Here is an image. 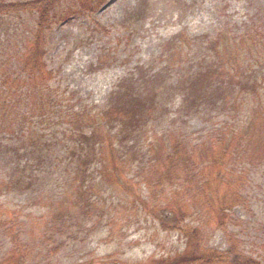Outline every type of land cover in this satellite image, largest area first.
I'll return each instance as SVG.
<instances>
[{
    "label": "rangeland",
    "instance_id": "1",
    "mask_svg": "<svg viewBox=\"0 0 264 264\" xmlns=\"http://www.w3.org/2000/svg\"><path fill=\"white\" fill-rule=\"evenodd\" d=\"M136 9L141 13L139 20L132 22L125 30L121 23L126 13ZM30 17H22L23 30L29 27ZM96 22L107 28L108 32L93 33L91 25ZM257 27H264V0H105L90 17L78 15L68 22L55 24L48 34L44 64L50 72V81L61 93L64 111L67 110L68 97L74 109L98 107L97 114H100L109 93L121 80H136L137 70L159 75L164 81V91L160 94L161 98H156L152 104L150 101L153 98H147L144 111L153 110L149 119L144 120L143 123L147 124L142 125L141 129L144 130L140 135L148 137L153 134V138L167 135L160 143V149L169 144L172 131L187 139L188 146H194L209 132L213 136L219 132L221 138L229 136V139L214 142V158L222 152L221 159L224 160L217 161L212 168L215 171L222 163L226 168H231L233 178L227 180L223 176V183L234 188L243 205L235 204L221 229L216 228L218 215L215 214L214 205L209 208L211 216L202 213L192 222L199 221L207 231L210 226L215 233L207 236L206 243L220 250L227 245L222 229H227L231 234L242 229L239 236L247 246L250 243L256 245L254 256L260 258L263 252L261 244H264V50L251 46L258 42L246 39L248 36H258ZM16 28L20 32L21 27L17 22L0 17V33L12 34ZM5 35L1 37L8 38L9 35ZM177 43L176 52L186 62L190 60L189 65L184 64L183 68L177 65L169 67L168 62L159 58L164 55L167 46ZM207 58L211 59L208 65H214L208 67L206 75L214 74V77L202 84L196 81L191 85L193 73L199 75L203 72L201 68L205 60H209ZM243 70L246 73H241ZM232 75L245 88L233 85L229 79ZM218 83L224 91L221 95L215 93L216 102L211 101L206 107V103L197 100L196 92L204 89L205 93L217 87ZM227 88L232 90L228 91ZM178 90L189 91V95L195 93V98H186ZM223 98L229 100L225 107L222 106ZM109 99L116 104L120 101V98ZM33 117L35 119L31 120L30 128L41 135L39 141L44 140L43 136L49 138L59 128L51 121L42 127L38 118ZM10 120L3 124L0 118L1 143L6 142L5 138L12 131V122L19 121ZM231 120L237 123L236 127L230 126ZM227 122L229 127L224 128ZM134 131H138L136 127ZM243 132H246V139L239 144L225 146V143L236 142L233 134L241 136ZM36 138L34 134L33 139ZM53 141L58 142L59 139ZM116 141L117 138L115 145L109 146L104 154L108 163L100 166L107 176H104L105 184L100 187L99 201L104 208L103 214L92 223L93 227L96 226L89 230L75 228L65 232L62 240L58 241V249L50 250L43 245L27 255V264H159L160 258L173 257L181 251L184 239L177 232H168L156 220L135 215L131 204L125 203L134 192L133 184L136 183L135 178L127 179L138 173L147 180L148 167H144L136 155L123 160L118 158L125 143L118 145ZM127 143L132 146L135 141L129 140ZM21 144L18 139L13 142L15 147ZM228 150L229 156L226 153ZM103 152L100 151L99 155ZM111 154L116 157L115 161L109 158ZM163 154L156 150L157 156ZM252 156L259 158V161L256 162ZM145 161L152 164L151 159ZM0 163L3 164L4 160L0 159ZM123 163L129 165L124 169ZM16 169L6 170L15 176ZM34 176L38 184L33 192H11L0 196V223L2 219L12 221L16 217L22 219L27 216L29 226L26 234L37 238L43 224L42 215L47 209L44 205L61 198L67 200L72 192L69 188L67 196V174L61 173L57 166L48 161L42 160L41 169L34 172ZM207 176L213 179V173L208 172ZM233 181L239 184L233 186ZM142 193L145 191L142 190ZM146 194L149 195V192ZM155 194L158 199L162 198L160 190L157 189ZM36 196L40 200L34 199ZM112 196L114 201L110 202ZM198 196L196 194V201ZM217 196L213 194V203L220 202ZM77 217L74 208L69 221ZM251 237L256 239L253 241ZM3 245H7V239L4 230L0 229V255L4 250Z\"/></svg>",
    "mask_w": 264,
    "mask_h": 264
},
{
    "label": "trees",
    "instance_id": "2",
    "mask_svg": "<svg viewBox=\"0 0 264 264\" xmlns=\"http://www.w3.org/2000/svg\"><path fill=\"white\" fill-rule=\"evenodd\" d=\"M104 1L0 0V17L9 21L13 20L21 27L20 32L16 28L14 33L8 34L9 36L0 33V118L3 124L11 121V118L19 120L17 123L12 122L14 126L5 138L6 142H0V159L4 160L3 164L0 163L2 165L0 166L2 185L0 196L11 192H33L38 184L34 172L41 169L42 160L57 166L61 173L67 174V196L69 188L72 192L67 200L61 198L44 205L47 209L42 215L43 224L39 228L40 233L37 238L28 237L26 234L29 226L27 216L22 219L16 217L12 221L2 219L0 229L4 230L7 245L2 246L4 250L0 255V264H27V255L29 256L33 250L40 249L43 245L50 250L58 249L60 246L58 241L62 240L65 232L75 228L89 230L96 226L95 224L93 227L92 223L96 221L95 218L103 214L104 208L99 201L100 187L105 184L104 176H107L100 166L108 163L104 154L109 150V146L115 145V138L118 139V142L116 141L118 145L125 143L118 158L121 157L123 160L136 155L138 160H142L144 167H148L147 180L138 173L135 176L131 175V179H127L135 178L136 183L133 184L134 192L125 203L131 204L135 215L142 216L144 219L150 218L152 221L156 220L166 231L174 230L184 239L181 251L173 257L160 258L159 264H264V244H261L263 247L261 257L257 258L254 256L257 251L256 245L250 243L247 246L243 238L239 236V231L242 229L234 234L228 233L227 229H222L227 245L225 244L224 250H220L209 247L206 243L207 236L215 233L211 231L210 226L207 231L199 221L192 222L202 213L211 216L209 208L214 205L215 214L218 215L216 228L221 229L224 223H227V214L235 207V204L243 205L237 192L234 193V188L231 189L223 183L225 178L227 180L233 178L234 173L231 168H226L223 163L215 171L212 168L217 161L224 160L221 159L222 152L214 158L213 145L223 139H229V136L221 138L219 132L216 136L209 132L202 136L203 139L197 144L188 146L187 139L170 130L169 144L164 149H160V143L167 135L160 138H153V134L150 135L151 137L145 134L140 135L144 130L141 129L142 125L147 124L143 123L144 120L149 119L153 110L144 111L147 98H153L150 101L152 104L156 98H161L160 94L164 91V81H161L159 75L137 70L136 80H141L140 82L133 78L121 80L109 93L100 114H97L98 107L74 109L68 97L67 110L64 111L61 93L50 81L49 71L44 64L48 34L57 22H68L78 15L90 17ZM24 16H31V21L28 24L29 27L23 30L22 17ZM140 16L138 9L127 12L124 22L121 23L122 27L125 30L129 29V25L139 20ZM257 28L258 36H248L246 39L258 42L251 46L261 47L264 50V27ZM91 31L103 34L108 32L107 28L99 22L91 25ZM179 41L182 42V40ZM178 44L167 46L164 55L159 57L161 61L168 62L169 67L177 65L183 68L184 64L189 65L190 60L186 62L185 58L182 59L176 52ZM207 59L209 60H205V65L201 68L203 72L199 75H196V72L193 73L191 85L196 81L202 84L206 79L211 80L214 77V74L206 75L208 67L214 65H208L211 59ZM203 61L204 58L200 64ZM241 73H246V70ZM178 76L181 75L178 74ZM229 79L233 85L245 88L234 75ZM227 90L231 91L232 88ZM178 91L185 94L186 98H195V93L189 95V91L186 93L182 90ZM223 91L224 89L218 83L217 87L205 93H203L204 89L202 92H196V98L207 105L211 101H217L214 100L215 93L221 95ZM205 94L206 97L202 98ZM109 98H120V101L117 104L111 103ZM222 101L223 107L229 103V100L225 98ZM33 116L38 118V123L42 127L47 126L48 121H51L59 128L47 139L42 135L44 140L39 141L38 137L41 135L30 128L31 120L35 119ZM234 122L231 120L230 126L236 127L237 123L234 124ZM224 126L228 128L229 123L227 122ZM135 127L138 130L136 133ZM34 134L37 135L36 139H33ZM232 138L236 139V142L225 143V146L239 144L241 140L246 139V132H243L241 136L235 133ZM17 139L22 144L15 147L13 142ZM56 139L59 141H53ZM129 140L135 141V144L129 145L127 143ZM156 150L164 154L157 156ZM100 151L103 154L99 155ZM233 152L237 154L236 151L233 150ZM226 153L230 155L229 150ZM109 158L116 160L112 154ZM253 158L256 162L259 161V158L255 156ZM145 159L152 160L151 166L146 164ZM127 165L129 164L123 163V168L125 169ZM13 167L17 168L15 176L6 170L11 171ZM208 172L213 173L212 180L208 178ZM238 184V181L232 182L233 186ZM157 189L161 192L160 199L155 194ZM142 190L145 193H142ZM147 191L149 195L146 194ZM109 193L113 195L112 192ZM196 194L200 195L197 201ZM213 194L218 195L217 198L220 199L218 204L213 203ZM34 199L39 198L36 196ZM113 201L112 196L110 202ZM74 208L78 217L69 221ZM251 238L253 241L256 239Z\"/></svg>",
    "mask_w": 264,
    "mask_h": 264
}]
</instances>
